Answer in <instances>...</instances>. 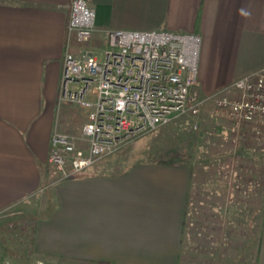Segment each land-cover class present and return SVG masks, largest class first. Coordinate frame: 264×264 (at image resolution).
Returning a JSON list of instances; mask_svg holds the SVG:
<instances>
[{
    "label": "crops",
    "instance_id": "0c3cea01",
    "mask_svg": "<svg viewBox=\"0 0 264 264\" xmlns=\"http://www.w3.org/2000/svg\"><path fill=\"white\" fill-rule=\"evenodd\" d=\"M86 1L95 10L86 47L95 52L109 29L198 34L202 95L232 96L236 79L264 67V0ZM70 2L0 0V264L32 263L34 254L42 264H178L193 165L100 158L66 179L48 165L64 113L58 91ZM212 108L208 102L200 122L211 120L243 148L242 137L254 132ZM255 136L249 178L260 187L253 195L264 222V133ZM254 247L251 264H264V229Z\"/></svg>",
    "mask_w": 264,
    "mask_h": 264
},
{
    "label": "built area",
    "instance_id": "2783aa9c",
    "mask_svg": "<svg viewBox=\"0 0 264 264\" xmlns=\"http://www.w3.org/2000/svg\"><path fill=\"white\" fill-rule=\"evenodd\" d=\"M94 20L95 10L86 0H71L58 105L84 109L85 120L77 134H52L48 165L62 179L177 117L197 118L208 102L213 115L235 120L256 135L264 133V67L236 79L232 96L202 95L198 34L109 29L98 58L86 47Z\"/></svg>",
    "mask_w": 264,
    "mask_h": 264
},
{
    "label": "rangeland",
    "instance_id": "374dc122",
    "mask_svg": "<svg viewBox=\"0 0 264 264\" xmlns=\"http://www.w3.org/2000/svg\"><path fill=\"white\" fill-rule=\"evenodd\" d=\"M96 55L98 58H101V53L99 50L96 51ZM63 107L64 108H62V110L64 113L62 112L63 115L59 117L57 123L58 130L70 134H77L82 123L85 120L84 111L82 110V108L75 105H63ZM221 118L228 119L227 117ZM195 120L196 119L192 118L189 115H183L180 118L173 120L169 124L158 128L157 130L147 132L129 139V141H127L117 150L103 156L102 159H109L111 161L117 162V165L119 166H124L136 161L183 160L193 165L195 169L202 168V172L203 174H205L206 172H208V170L210 171L214 167L213 165H209V163H212L209 156L211 153H208L206 156H204L205 153L203 152V150H201V146L204 143L206 145H211L208 143H211L213 139H219L224 144L232 142L233 147L230 155L234 157V163L245 167V170L243 168H238L239 172L236 170L237 176H245L247 174V177H249V175H252L251 173L253 172V170H255L251 165L255 161L254 154L256 153V150L254 148L260 145V141L255 136L256 134L249 131L246 132V136L244 135L242 137L244 140V146L243 148L239 149L240 145L238 144V141L233 140V137L230 138V136H224L223 133H219L220 131H216L214 129L215 125L208 123L211 120L201 123L199 118H197V127L196 129H194L193 124ZM219 135H223L224 139L226 140L223 141ZM254 137L256 138L254 139ZM223 148H225L226 150L228 149L225 147V145L223 146ZM223 148H221L220 150H222ZM205 164H208L209 166L207 167ZM235 192V203H232L233 207L239 208L241 210V213L242 211H246V215L249 220L247 218L240 219L242 221V224L247 225H242V227L240 228L241 236L238 237L240 241L238 240L237 242L235 238L237 235L236 233L234 234L236 242H233V245L237 244L239 248L237 247L234 251L233 248L227 250L228 255L222 259H220V257L219 264H227L230 258L232 260V258L235 257L238 250L241 258L243 259L244 257L249 256V261H247L246 259H243V261H241V259L240 261H236V264H238V262H240V264H251L253 252L255 250L254 245H257V242L261 235V231L262 229H264V222L260 213L261 202L259 203L258 200L255 199L253 193H245L242 187H238L237 189H235ZM200 198L203 199L204 196L201 195L193 198L194 201L191 205L193 209L198 210L201 207V205H199ZM208 200L210 201V203L213 202V196H208ZM253 210L256 211H254L253 213ZM249 212L251 215H249ZM204 223L206 225H204V227H206L204 229L206 232V237L203 239V243L201 242L200 237L197 238L196 236L192 235V248L188 249V251L186 252L187 254L185 255V257H183L181 264H202V261H207L208 249L206 248L211 240L210 238L208 239L207 236H211L212 234V236L214 235L215 237L216 234L214 232H210L211 230H214L212 223L207 221H205ZM207 226H209V228ZM227 227L228 228L226 229V234H229L228 237L231 242L233 239L232 226ZM208 229L210 231H207ZM248 245L251 246L248 247ZM234 253L235 255H233ZM38 257L39 255L34 254L32 255V259L30 258L32 263L27 262L20 264H42L37 259Z\"/></svg>",
    "mask_w": 264,
    "mask_h": 264
},
{
    "label": "trees",
    "instance_id": "16d2710c",
    "mask_svg": "<svg viewBox=\"0 0 264 264\" xmlns=\"http://www.w3.org/2000/svg\"><path fill=\"white\" fill-rule=\"evenodd\" d=\"M219 136L222 138L223 141L226 140L224 139L223 135ZM208 144H211L213 146L206 145L204 143L201 146V150H203V152L205 153L204 156H206L208 153H211L209 156L212 163H209V165H213L214 168L210 171L208 170V172H206L205 174H203L202 168L195 169L194 167H192L191 169L192 182L190 190L186 197V218L184 221V229L182 235V253L180 255L178 264L182 263L183 257H185V255L187 254L186 252L188 251V249L192 248V235L196 236L197 238L200 237V240L203 243V239L206 237V232L202 229V227L205 225V221L213 224V232L216 234V236L210 237V243L207 245L206 248L208 249V259L207 261L205 260V263L202 264H219V258L221 257L220 259H222L228 255L227 250L231 248H233V251L236 250L238 245L234 244V246L233 242H236V240H238V235L241 236L240 228L242 227V225H247L242 224V221L240 219L247 218V215L246 211H242L241 213V210L239 208L233 207V204L235 203V198H232L231 192L235 191L237 187H242L244 191H248L250 189L252 190V193L258 192V188H260L259 186H256L255 178L251 179L247 177V174L245 176H237L236 170L238 171V168H243L245 170V167L240 166L239 164L235 166L233 160L234 157L230 155L233 147L232 142L224 144L219 139H213L211 143ZM223 144L226 148H228L227 150L223 148ZM221 148L223 149L220 150ZM209 165L207 164V167ZM257 182L259 181L257 180ZM252 183L253 185L255 184L254 186H256L257 189L252 188ZM234 187L236 188L234 189ZM201 195L204 196L203 199H199V205H201V207L198 210L192 209V215L188 216V213L190 212L189 209L191 199L193 202L194 197H198ZM208 196H213V202L210 203V201L208 200ZM232 210L236 212H233ZM208 211H212V215ZM227 226H232L233 237L235 233L237 235L235 237L236 240L234 238V241L230 242V239L228 237L229 234H226V229L228 228ZM221 227H224L223 234L220 231ZM205 228L206 227H204V229ZM233 255H235V253ZM248 257L249 256L244 257L243 259L248 260ZM241 259L242 258L238 250V252H236L235 257H233L232 260L230 258L231 262L229 260L227 264H236V261H240ZM243 259L241 261H243ZM238 263L240 264V262Z\"/></svg>",
    "mask_w": 264,
    "mask_h": 264
}]
</instances>
